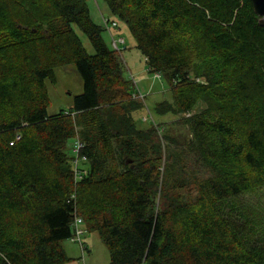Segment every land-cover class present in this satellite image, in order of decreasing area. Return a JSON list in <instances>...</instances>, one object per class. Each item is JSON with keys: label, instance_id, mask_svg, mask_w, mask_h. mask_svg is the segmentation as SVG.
Listing matches in <instances>:
<instances>
[{"label": "trees", "instance_id": "16d2710c", "mask_svg": "<svg viewBox=\"0 0 264 264\" xmlns=\"http://www.w3.org/2000/svg\"><path fill=\"white\" fill-rule=\"evenodd\" d=\"M104 1L170 87L155 112L181 115L190 137L139 125L145 96L88 0H0V264H67L77 217L110 264H264V204L242 200L264 190V27L251 0ZM71 64L84 92L49 115L46 81Z\"/></svg>", "mask_w": 264, "mask_h": 264}, {"label": "rangeland", "instance_id": "374dc122", "mask_svg": "<svg viewBox=\"0 0 264 264\" xmlns=\"http://www.w3.org/2000/svg\"><path fill=\"white\" fill-rule=\"evenodd\" d=\"M91 10V16L93 20L103 26H105V20H110V25L116 22L117 27H112L110 30L103 31V38L109 47L116 48L114 46L113 38L118 41L119 51L121 59L124 64V75L131 79L135 84V92H140V97L144 100L142 95L145 96V106L142 110L134 113V116L140 126H146L147 120H154L157 123H163L166 128L173 130V134L177 138L190 137V131L181 124L173 123L179 120L181 115L174 116L168 114L165 116L158 115L155 112V106L162 101L171 100V91L168 84L155 74H151L148 71L146 60L141 52L136 47V40L131 34L126 23L115 17L109 10L104 0H88ZM76 32L83 41V44L89 54H94L95 49L90 39L83 32L75 27ZM124 40L121 42V40ZM55 83L50 80L46 81L50 96V106L48 107V114L55 115L61 111H69L75 107V98L84 92V81L76 66L71 64L62 66L56 70ZM206 108L204 102H200L196 112H202ZM195 112V113H196ZM187 114L185 116H189ZM173 124H172V123ZM77 139H73L67 146V151L71 157L77 155L76 146ZM82 162H78V167H81ZM76 167V166H75ZM259 197L255 194L244 196L242 200L244 202H250L254 207L260 202L264 204V190L257 192ZM261 211V206H259ZM264 208V206H263ZM261 213V212H260ZM84 226L81 225V228ZM85 251L82 252L81 245L77 242H72L70 239L62 243L70 261L67 264H110L111 255L107 246L100 239L98 233L86 232L82 237Z\"/></svg>", "mask_w": 264, "mask_h": 264}, {"label": "built area", "instance_id": "2783aa9c", "mask_svg": "<svg viewBox=\"0 0 264 264\" xmlns=\"http://www.w3.org/2000/svg\"><path fill=\"white\" fill-rule=\"evenodd\" d=\"M105 25L107 26V29L111 31V28L112 27H117V23L116 22H113L112 23V27L109 26V21L108 20H105ZM113 41H114V46L116 48H118V41H116L114 38H113ZM121 42L124 43V40L122 39ZM82 144H80L79 142L77 143V146H76V150H78L79 148H81ZM81 225H83V220L79 217H77L73 223V236L72 238H70V240L72 242H77L81 245V248H82V252L85 251V246H84V243H83V240H82V237L83 235L86 233V230L85 228H81Z\"/></svg>", "mask_w": 264, "mask_h": 264}, {"label": "water", "instance_id": "95a60500", "mask_svg": "<svg viewBox=\"0 0 264 264\" xmlns=\"http://www.w3.org/2000/svg\"><path fill=\"white\" fill-rule=\"evenodd\" d=\"M255 13L258 15L260 24L264 27V0H251Z\"/></svg>", "mask_w": 264, "mask_h": 264}]
</instances>
